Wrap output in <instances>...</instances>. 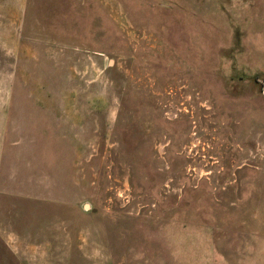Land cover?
Masks as SVG:
<instances>
[{"label":"rangeland","instance_id":"1","mask_svg":"<svg viewBox=\"0 0 264 264\" xmlns=\"http://www.w3.org/2000/svg\"><path fill=\"white\" fill-rule=\"evenodd\" d=\"M0 227L15 264H264V0H0Z\"/></svg>","mask_w":264,"mask_h":264},{"label":"crops","instance_id":"2","mask_svg":"<svg viewBox=\"0 0 264 264\" xmlns=\"http://www.w3.org/2000/svg\"><path fill=\"white\" fill-rule=\"evenodd\" d=\"M8 252L9 253H7L5 233H3L2 235L0 233V264H15L14 258L16 257V254L11 253V251ZM11 254H13V256ZM19 258L20 259H18V264H20L21 254Z\"/></svg>","mask_w":264,"mask_h":264}]
</instances>
